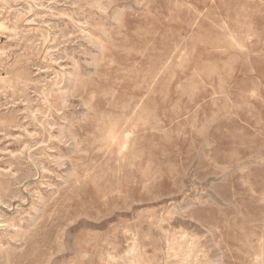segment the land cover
I'll list each match as a JSON object with an SVG mask.
<instances>
[{
	"label": "rangeland",
	"instance_id": "1",
	"mask_svg": "<svg viewBox=\"0 0 264 264\" xmlns=\"http://www.w3.org/2000/svg\"><path fill=\"white\" fill-rule=\"evenodd\" d=\"M0 30V264H264V0H0ZM137 101L120 155L96 126Z\"/></svg>",
	"mask_w": 264,
	"mask_h": 264
},
{
	"label": "bare ground",
	"instance_id": "2",
	"mask_svg": "<svg viewBox=\"0 0 264 264\" xmlns=\"http://www.w3.org/2000/svg\"><path fill=\"white\" fill-rule=\"evenodd\" d=\"M100 2V1H99ZM102 2V1H101ZM167 5V4H166ZM105 6V5H104ZM173 6V5H172ZM174 6H176V5H174ZM167 7V6H166ZM99 8H101V7H99ZM106 8V7H105ZM181 8V7H180ZM174 9H175V7H174ZM101 10H103V9H101ZM176 10V9H175ZM177 10H178V8H177ZM187 10V9H186ZM105 12V11H104ZM165 12H167V11H165ZM174 12H176V11H174ZM187 12V11H186ZM172 13V12H171ZM215 16V15H214ZM235 18V17H234ZM3 20V19H2ZM134 20V19H133ZM3 23V22H2ZM193 26V25H192ZM1 31V30H0ZM249 31V30H248ZM6 32H8V31H6ZM81 32V31H80ZM21 34V33H20ZM229 34V33H228ZM88 35V34H87ZM13 36V35H12ZM154 36V35H153ZM14 37V36H13ZM86 37V36H85ZM88 37V36H87ZM89 38V37H88ZM198 38V37H197ZM184 41V40H183ZM181 42H182V40H181ZM193 42V41H192ZM184 43V42H183ZM219 43V42H218ZM216 44V43H215ZM161 47H163V46H161ZM237 47V46H236ZM235 49V48H234ZM1 50V49H0ZM142 50V49H141ZM145 51V50H144ZM223 51H224V49H223ZM243 51V50H242ZM142 52V51H141ZM175 52V51H174ZM3 53V52H2ZM177 55H180V54H178L177 53ZM182 55V54H181ZM252 55V54H251ZM183 56V55H182ZM185 57V56H184ZM103 58V57H102ZM183 57H181L180 59H182ZM184 59V58H183ZM181 61V60H180ZM168 62V61H167ZM166 62V63H167ZM179 66V65H178ZM25 67V66H24ZM9 69V68H8ZM10 69H12V68H10ZM14 69V68H13ZM126 69V68H125ZM16 70H18V69H16ZM11 71V70H10ZM5 72V71H4ZM18 73V72H17ZM22 73V72H21ZM20 73V74H21ZM26 73H27V71H26ZM29 73V72H28ZM1 74V73H0ZM5 74H6V72H5ZM24 74V73H23ZM13 75V74H12ZM14 75H16V74H14ZM9 76V75H8ZM19 76V75H18ZM27 76V75H26ZM20 77V76H19ZM21 77H22V74H21ZM29 77V76H28ZM7 79V78H6ZM14 79V78H13ZM199 79V78H198ZM17 81V80H16ZM6 82H8V81H6ZM18 82V81H17ZM202 82V81H201ZM0 83H2V82H0ZM20 83V82H19ZM23 83V82H22ZM4 84H6L5 82H4ZM8 84H9V82H8ZM2 85V84H1ZM7 85V84H6ZM14 86H15V84H13ZM24 85V84H23ZM185 85V84H184ZM12 87V86H11ZM20 87V86H19ZM159 87V86H158ZM174 87V86H173ZM177 87H178V84H177ZM22 88V87H21ZM8 89V88H7ZM11 89H13V87L11 88ZM21 90H23V89H21ZM25 90V89H24ZM112 90V89H111ZM10 92V91H9ZM22 92V91H21ZM24 93V92H23ZM191 94V93H190ZM189 94V96H191ZM212 97V96H211ZM210 97V98H211ZM217 97V96H216ZM215 97V98H216ZM63 98V97H62ZM221 98V97H220ZM222 99V98H221ZM201 101V100H200ZM230 103V102H229ZM63 104V103H62ZM141 106H142V103H141V101H137V102H135L134 104H133V106H132V109H130V110H122L121 111V113H122V119H119V120H117V121H119V122H115V123H112L110 126H108V127H106V126H104V127H102L101 125H97L96 126V129L100 132L101 130H102V128L104 129V128H106L107 130H108V138H109V140H110V142H109V144L110 145H116V146H119V153H120V155H122V154H124V153H126L127 151H128V149H129V147H130V143H131V138H133L132 137V130H133V134L134 133H137V132H139L140 130H141V127L143 126V124H144V120H143V118L142 117H140V116H138V118L136 117V120H134L133 121V123L130 121V119L126 116V113L127 112H131V113H133V114H136V113H139L140 112V109H141ZM89 108H91V106L89 107ZM164 108V107H163ZM41 110V109H40ZM194 111V110H193ZM234 111V110H233ZM14 116V115H13ZM1 117V116H0ZM15 117V116H14ZM237 117V116H236ZM33 118V117H32ZM193 118V117H192ZM2 119H3V117H2ZM41 119V118H40ZM40 119H38V120H40ZM43 119V118H42ZM14 120H18V119H14ZM43 121V120H42ZM45 121V120H44ZM12 122V121H11ZM45 123V122H44ZM153 123V122H152ZM8 124V126H9V123H7ZM11 124V123H10ZM77 124V123H76ZM132 124V127L130 128L129 126ZM4 125H6V124H4ZM13 125H15V124H13ZM17 125H19V124H17ZM22 125V124H21ZM154 125H155V123H154ZM152 126V129H154V127L155 126ZM161 125V124H160ZM46 126V125H45ZM101 126V127H100ZM45 128V127H44ZM48 128H51L50 126L48 127ZM157 128H158V126H157ZM199 129V128H198ZM251 129V128H250ZM4 130V129H3ZM36 130V129H35ZM89 130V129H88ZM119 130V132L120 133H122V135H120V137H118V136H116V134L118 133L117 131ZM200 130V129H199ZM40 131V130H39ZM162 133V132H161ZM239 134V133H238ZM38 135H39V132H38ZM41 136H43V135H41ZM46 136V135H45ZM44 138V137H43ZM46 138V137H45ZM42 140V139H41ZM43 141V140H42ZM28 142V141H27ZM43 145V144H42ZM190 145V144H189ZM27 146V145H26ZM25 146V147H26ZM44 146V145H43ZM231 146V145H230ZM107 147H109V146H107ZM193 147V146H192ZM28 148V147H27ZM37 148V147H36ZM174 148V147H173ZM44 149V148H43ZM205 149V148H204ZM41 150V149H40ZM45 150V149H44ZM50 150V149H49ZM109 150H110V147H109ZM47 151V150H46ZM169 151H170V149H169ZM31 152V151H30ZM39 152V151H38ZM58 152V151H57ZM105 152V151H104ZM19 153V152H18ZM221 154H222V152H220ZM48 154H49V151H48ZM217 154V153H216ZM23 155V154H22ZM40 155V154H39ZM51 155V154H50ZM59 155V154H58ZM61 155H63V154H61ZM109 155V154H108ZM163 155V154H162ZM28 156V155H27ZM104 156V155H103ZM117 157H118V155H116ZM16 157V156H15ZM36 157V156H35ZM62 157V156H61ZM72 157V156H71ZM167 157V156H166ZM58 158V157H57ZM138 158V157H137ZM137 158H135V161H134V163L136 162V159ZM185 158V157H184ZM15 159V158H14ZM13 159V160H14ZM42 159V158H41ZM222 159V158H221ZM32 160V159H31ZM34 160V159H33ZM38 160H40V159H38ZM52 160V159H51ZM57 160H59V159H57ZM194 160V159H193ZM203 160V159H202ZM21 161V160H20ZM26 161V160H25ZM42 161V160H41ZM112 161V160H111ZM252 161V160H251ZM9 162H11V161H9ZM38 162V161H37ZM50 162V161H49ZM52 162V161H51ZM54 162V161H53ZM56 162V161H55ZM85 162H86V160H85ZM205 162V161H204ZM12 163V162H11ZM21 163V162H20ZM19 163V164H20ZM35 163H36V161H35ZM99 163V162H98ZM179 163V162H178ZM192 163V162H191ZM8 164V163H7ZM15 164V163H14ZM43 164V163H42ZM48 164V163H47ZM58 164V163H57ZM86 164V163H85ZM100 164H101V162H100ZM199 164V163H198ZM205 164V163H204ZM207 164V163H206ZM22 165V164H21ZM31 165V164H30ZM44 165V164H43ZM102 165V164H101ZM164 165V164H163ZM174 165V164H173ZM214 165V164H213ZM212 165V166H213ZM259 165V164H258ZM14 166V165H13ZM17 166V165H16ZM92 166H94V165H92ZM145 166V165H144ZM217 166V165H216ZM215 166V167H216ZM9 167V166H8ZM10 167H12V166H10ZM39 167V166H38ZM48 167V166H47ZM84 167V166H83ZM91 167V166H90ZM119 167V166H118ZM5 168V167H4ZM30 168V167H29ZM28 168V169H29ZM45 168V167H44ZM220 168H221V166H220ZM12 168H10V170H11ZM14 169V168H13ZM18 169H20V168H18ZM18 169H17V171H18ZM23 169V168H22ZM80 169V168H79ZM199 169V168H198ZM209 169H211V168H209ZM239 169V168H238ZM31 170V169H30ZM41 170V169H40ZM203 170V169H202ZM205 170V169H204ZM236 170V169H235ZM6 171V170H5ZM8 171V170H7ZM6 171V172H7ZM98 171V170H97ZM105 171V170H104ZM47 172V171H46ZM79 172V171H78ZM85 172V171H84ZM220 172V171H219ZM223 172V171H222ZM230 172V171H229ZM40 173V172H39ZM21 174V173H20ZM29 174V173H28ZM111 174V173H110ZM233 174V173H232ZM15 175V174H14ZM24 175H27V173L26 174H24ZM85 175V174H84ZM240 175V174H239ZM41 176V175H40ZM169 176V175H168ZM1 177V176H0ZM4 177V176H3ZM7 177V176H6ZM29 177V176H28ZM17 178V177H16ZM15 178V179H16ZM24 178V177H23ZM87 178V177H86ZM2 180V179H1ZM4 180V179H3ZM12 181V180H11ZM18 181V180H17ZM23 181V180H22ZM40 181V180H39ZM6 182V181H5ZM74 183H76V182H74ZM82 183V182H81ZM4 184V183H3ZM62 184V183H61ZM234 184V183H233ZM12 185V183L10 184V186ZM74 185H76V184H74ZM7 186V185H6ZM73 186V185H72ZM100 186V185H99ZM8 188H9V185H8ZM32 188V187H31ZM39 188V187H38ZM59 188V187H58ZM7 189V188H6ZM34 189H35V187H34ZM58 190H60V189H58ZM70 190V189H69ZM3 191V190H2ZM12 192L14 191V190H11ZM66 191V190H65ZM1 192V191H0ZM8 191H6L5 193H7ZM15 192V191H14ZM37 192V191H36ZM42 192V191H41ZM61 192V191H60ZM67 192H68V190H67ZM10 193V192H9ZM33 194V193H32ZM40 194V193H39ZM224 194V193H223ZM4 195V194H3ZM10 195V194H9ZM48 195H49V193H48ZM63 195H65V194H63ZM19 196V195H18ZM55 196V195H54ZM116 196V195H115ZM152 196V195H151ZM33 197V196H32ZM50 197V196H49ZM228 197V196H227ZM230 197H231V195H230ZM229 197V198H230ZM259 197V196H258ZM8 198V197H7ZM19 198V197H18ZM40 198V197H39ZM58 198V197H57ZM151 198V197H150ZM225 198V197H224ZM236 198V197H235ZM260 198V197H259ZM14 199V198H13ZM232 199V198H231ZM249 199V198H248ZM254 199V198H253ZM3 200V199H2ZM34 200V199H33ZM5 201V200H4ZM38 201V200H37ZM58 202V201H57ZM212 202V201H211ZM5 203H6V201H5ZM37 203V202H36ZM48 203V202H47ZM7 205V204H6ZM5 205V206H6ZM210 205V204H209ZM34 206V205H33ZM103 206H105V205H103ZM207 206V205H206ZM99 207V206H98ZM201 207H203V205L201 206ZM213 207V206H212ZM31 208V207H30ZM110 208V207H109ZM215 208V207H214ZM219 208V207H218ZM112 209V208H111ZM110 209V210H111ZM195 209V208H194ZM35 210V209H34ZM104 210V209H103ZM193 210V209H192ZM200 210V209H199ZM202 210H203V208H202ZM204 210H205V208H204ZM235 210V209H234ZM233 210V211H234ZM242 210V209H241ZM100 211V210H99ZM102 211V210H101ZM100 211V212H101ZM189 211H190V209H189ZM193 211H195V210H193ZM197 211V210H196ZM206 211V210H205ZM198 212V211H197ZM28 213V212H27ZM97 213V212H96ZM112 213H113V210H112ZM199 213V212H198ZM219 213V212H218ZM25 214V213H24ZM204 214H205V212H204ZM44 215H46V214H44ZM217 215V214H216ZM221 215V214H220ZM33 216V215H32ZM47 216V215H46ZM95 216V215H94ZM98 216V215H97ZM200 216H201V214H200ZM37 217V216H36ZM215 217V216H214ZM238 217V216H237ZM10 218V217H9ZM22 218V217H21ZM19 219V218H18ZM48 219V218H47ZM47 219H46V221H47ZM199 219V218H198ZM217 219V218H216ZM240 219V218H239ZM8 220V219H7ZM16 220V219H15ZM26 220V219H25ZM200 220V219H199ZM212 220H213V218H212ZM218 220H219V218H218ZM241 220V219H240ZM17 221V220H16ZM202 221V220H201ZM216 221V220H215ZM3 222H5L4 220H3ZM22 222V221H21ZM27 222V221H26ZM203 222V221H202ZM9 223V222H8ZM55 223V222H54ZM205 222H203V225H205L204 224ZM217 223V222H216ZM221 223V222H220ZM10 224V223H9ZM29 224V223H28ZM69 224H70V222H69ZM256 224V223H255ZM263 224V223H262ZM16 225V224H15ZM226 225V224H225ZM252 225V224H251ZM19 227V226H18ZM238 227H240V226H238ZM11 228V227H10ZM23 228V227H22ZM31 228V227H30ZM237 228V227H236ZM5 229H7V227L5 228ZM214 229V228H213ZM32 230V229H31ZM30 230V231H31ZM43 230V229H42ZM218 233V232H217ZM217 233H215V234H217ZM2 234V233H1ZM214 234V233H213ZM226 234V233H225ZM3 235H5V234H3ZM90 235H92V234H90ZM62 236V235H61ZM219 236V235H218ZM45 237V236H44ZM113 237V236H112ZM22 238V237H21ZM114 238V237H113ZM193 238V237H192ZM225 238V237H224ZM8 239V238H7ZM6 239V240H7ZM62 239V238H61ZM221 239V238H220ZM55 240H57V239H55ZM31 241H32V239H31ZM59 242H60V240H59ZM194 242V241H193ZM225 242V241H224ZM1 243V242H0ZM13 243V242H12ZM16 243V242H15ZM50 243V242H49ZM61 244H63V243H61ZM250 244V243H249ZM9 245H10V243H9ZM26 245V244H25ZM24 245V246H25ZM29 245V244H28ZM52 245V244H51ZM223 245V244H222ZM22 246V245H21ZM36 246V245H35ZM60 246V245H59ZM86 246V245H85ZM224 246V245H223ZM6 247V246H5ZM62 247V246H61ZM99 247V246H98ZM181 247V246H180ZM194 247V246H193ZM200 247V246H199ZM225 247V246H224ZM2 249V248H1ZM39 249V248H38ZM148 249V248H147ZM175 249H177V248H175ZM20 250H21V248H20ZM48 250V249H47ZM115 250V249H114ZM32 251V250H31ZM134 251V250H133ZM201 251V250H200ZM6 252V251H5ZM20 252V251H19ZM9 253V252H8ZM23 253V252H22ZM26 253V252H25ZM31 253V252H30ZM50 253V252H49ZM168 253V252H167ZM202 253V252H201ZM251 253H252V251H251ZM128 254V253H127ZM127 254H126V256H127ZM152 254H153V252H152ZM170 254V253H169ZM180 254V253H179ZM192 254V253H191ZM19 255V254H18ZM28 255V254H27ZM30 255V254H29ZM188 255V254H187ZM81 256V255H80ZM150 256V255H149ZM153 256V255H152ZM97 257V256H96ZM166 257V256H165ZM230 257V256H229ZM25 258V257H24ZM49 258H50V256H49ZM212 258V257H211ZM154 259V258H153ZM174 259V258H173ZM181 259V258H180ZM205 259V258H204ZM231 259V258H230ZM50 260V259H49ZM125 260V259H124ZM171 260V259H170ZM177 260H179V259H177ZM187 260H189V259H187ZM186 260V261H187ZM193 260V259H192ZM247 260V259H246ZM13 261V260H12ZM129 261V260H128ZM212 261V260H211ZM127 262V261H126ZM125 262V263H126ZM189 262H191V261H189ZM227 262V261H226ZM232 262H234L235 263V261H232ZM209 263V262H208ZM182 264V263H181ZM201 264H203V263H201Z\"/></svg>",
	"mask_w": 264,
	"mask_h": 264
}]
</instances>
